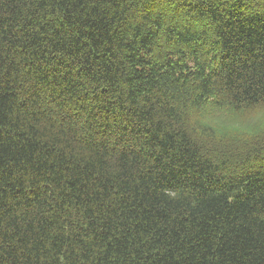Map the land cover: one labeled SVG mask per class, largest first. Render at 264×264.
Masks as SVG:
<instances>
[{
    "label": "trees",
    "instance_id": "16d2710c",
    "mask_svg": "<svg viewBox=\"0 0 264 264\" xmlns=\"http://www.w3.org/2000/svg\"><path fill=\"white\" fill-rule=\"evenodd\" d=\"M253 102L264 0H0V264H264Z\"/></svg>",
    "mask_w": 264,
    "mask_h": 264
},
{
    "label": "snow or ice",
    "instance_id": "6c2138e0",
    "mask_svg": "<svg viewBox=\"0 0 264 264\" xmlns=\"http://www.w3.org/2000/svg\"><path fill=\"white\" fill-rule=\"evenodd\" d=\"M193 122H200L216 132V139L221 140L231 135L233 139L244 140L243 134L259 122V136L264 139V102L240 108L227 113H205L192 110L188 114Z\"/></svg>",
    "mask_w": 264,
    "mask_h": 264
},
{
    "label": "rangeland",
    "instance_id": "374dc122",
    "mask_svg": "<svg viewBox=\"0 0 264 264\" xmlns=\"http://www.w3.org/2000/svg\"><path fill=\"white\" fill-rule=\"evenodd\" d=\"M203 112H205V113H208V112L217 113V112L209 111V110H206V111H203ZM227 112H229V111H222V112H220V113H227ZM205 126H206V125H205ZM210 129H211V128H210ZM212 131H213V129H212ZM213 132H214V131H213ZM214 133H215V135H217L216 132H214ZM256 137H258V136H256ZM256 137L249 138V139H247V140H240V139H238V138L233 139V138L231 137V135H229V136H227L226 138L221 139L220 142H221V143H240V142H244V141H248V140L254 139V138H256Z\"/></svg>",
    "mask_w": 264,
    "mask_h": 264
},
{
    "label": "clouds",
    "instance_id": "9594fccd",
    "mask_svg": "<svg viewBox=\"0 0 264 264\" xmlns=\"http://www.w3.org/2000/svg\"><path fill=\"white\" fill-rule=\"evenodd\" d=\"M260 131H261V126L259 122H257L256 125H254L250 130H248L247 132L243 134L244 140L259 136Z\"/></svg>",
    "mask_w": 264,
    "mask_h": 264
}]
</instances>
